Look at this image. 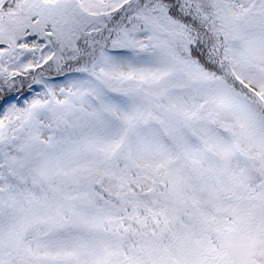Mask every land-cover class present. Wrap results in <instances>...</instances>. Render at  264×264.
<instances>
[{"label": "snow or ice", "instance_id": "obj_1", "mask_svg": "<svg viewBox=\"0 0 264 264\" xmlns=\"http://www.w3.org/2000/svg\"><path fill=\"white\" fill-rule=\"evenodd\" d=\"M0 264H264V0H0Z\"/></svg>", "mask_w": 264, "mask_h": 264}]
</instances>
